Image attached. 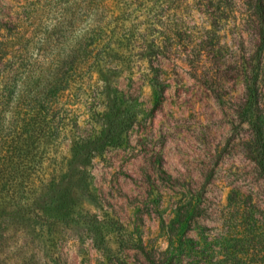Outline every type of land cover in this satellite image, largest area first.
<instances>
[{"label":"rangeland","instance_id":"rangeland-1","mask_svg":"<svg viewBox=\"0 0 264 264\" xmlns=\"http://www.w3.org/2000/svg\"><path fill=\"white\" fill-rule=\"evenodd\" d=\"M140 1L0 0V264H264L253 0Z\"/></svg>","mask_w":264,"mask_h":264},{"label":"trees","instance_id":"trees-1","mask_svg":"<svg viewBox=\"0 0 264 264\" xmlns=\"http://www.w3.org/2000/svg\"><path fill=\"white\" fill-rule=\"evenodd\" d=\"M136 1L140 0H134V3ZM201 5H215V4H221L224 0H200ZM141 3V1H140ZM99 3L95 4V8L93 10V14H98L99 6L97 5ZM140 7V5H135L134 8H130V6H126L125 8H121L117 12V14L114 15L115 11L111 10V15L113 17H116L119 23L123 24L124 22H127L128 19L133 17L135 19L138 14L136 11L137 8ZM253 7L254 11L257 17V25H258V35L260 38V47H259V53L262 51L264 47V0H253ZM214 13V12H213ZM209 15H212L209 14ZM135 17V18H134ZM212 21L209 23L208 31L212 35L217 33L219 30V24L220 20L222 19L217 13L213 14V16L210 18ZM97 25L96 28L100 29L102 27L101 20L96 21ZM95 28V29H96ZM115 28V26H113ZM113 28H109V32L111 33L113 31ZM95 39H100L99 37V31H95L93 33ZM96 41V40H95ZM94 43V41H93ZM166 44H161V46H165ZM260 59L252 60L250 65L247 68H244L245 70V88H246V100L242 104V107L240 109V113L242 116V119L245 120L247 123L250 124V126L253 129V140H252V149H253V160L256 163L257 169L261 173V176L264 181V126H263V118H262V102L260 100V70L258 68ZM121 109H118L119 117L115 120V123L113 122L112 125V136L116 135V125L117 123H120L121 119L120 116L122 113L120 112ZM199 244V243H198ZM196 243H193V246L188 248V250H185L182 246L180 248L181 251H187L190 260H188V264H202L201 259L198 258V254L196 253L197 245ZM138 245H133V247L140 249L143 251V247ZM130 248V247H129ZM240 252H234V256L231 260L230 264H243L242 260L238 257ZM177 257L171 255V264H178L177 263Z\"/></svg>","mask_w":264,"mask_h":264}]
</instances>
